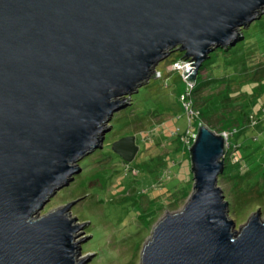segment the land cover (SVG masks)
<instances>
[{
	"label": "water",
	"instance_id": "water-1",
	"mask_svg": "<svg viewBox=\"0 0 264 264\" xmlns=\"http://www.w3.org/2000/svg\"><path fill=\"white\" fill-rule=\"evenodd\" d=\"M263 14L264 0H0V264H87L75 202L44 206L170 53L191 61L194 87ZM112 151L130 163L139 149L126 137ZM189 154L193 193L155 226L141 264H264L260 212L236 229L219 186L226 137L201 125Z\"/></svg>",
	"mask_w": 264,
	"mask_h": 264
},
{
	"label": "rangeland",
	"instance_id": "rangeland-1",
	"mask_svg": "<svg viewBox=\"0 0 264 264\" xmlns=\"http://www.w3.org/2000/svg\"><path fill=\"white\" fill-rule=\"evenodd\" d=\"M243 34L237 63L208 60L190 108V98L181 99L189 86L176 65L182 53H170L132 96L133 105L115 113L103 147L83 159L81 171L44 206L41 215L75 202L71 216L87 223L79 239L91 236L81 245V258L91 257L87 264H141L155 226L180 212L193 193L189 149L201 125L227 139L219 186L236 229L259 212L264 221V14ZM126 137L139 149L130 163L112 151Z\"/></svg>",
	"mask_w": 264,
	"mask_h": 264
},
{
	"label": "trees",
	"instance_id": "trees-1",
	"mask_svg": "<svg viewBox=\"0 0 264 264\" xmlns=\"http://www.w3.org/2000/svg\"><path fill=\"white\" fill-rule=\"evenodd\" d=\"M242 34H243V31H242ZM242 41H244V34H243V39H242ZM242 41H240V42H242ZM245 46L246 45H243L242 43H237L235 46H233V47H230V48H227V49H218V50H216L213 54H211L210 55V58H212V56L215 58V59H217V58H220V57H223V58H227V57H231L230 59H226V60H224V62L226 63H237V60L239 59V58H241V56L243 55V54H240L241 52L240 51H242V49H244L245 48ZM174 52V51H173ZM176 52V51H175ZM258 57V56H257ZM210 58L208 59V60H210ZM234 58V59H233ZM238 58V59H237ZM264 58V56H262L261 55V57H260V59H263ZM181 61H187V59H185L184 58V54H181V59H180ZM251 61V60H250ZM214 63L216 62V60L215 61H213ZM212 62V64H214ZM210 63L207 61L202 67H201V69H200V72H199V75H198V78H197V82H196V84H195V86L191 89V93H190V100H191V103H192V105H195V104H197V101L196 102H192V99L193 98H199V95L201 94V88H202V85H201V83L199 82V79H201V77H200V74H201V71L205 68V66L206 65H209ZM252 64H254V62H252ZM264 63H261L260 64V66H262ZM244 65H246V64H243V71H244ZM211 66V65H210ZM209 66V67H210ZM211 81H217L215 78H213ZM140 92H141V90L139 91V93L138 94H140ZM229 98V97H228ZM134 99V97H131V99H130V107L133 105V100ZM220 99H222V97L220 98ZM224 100V99H223ZM132 102V103H131ZM211 105H212V103H211ZM214 105V104H213ZM212 105V106H213ZM183 134V133H182ZM103 147V146H102ZM225 159H226V156H225ZM220 179L221 178H219V182H220ZM172 190H173V188H172ZM173 193H171L172 195H174V193L176 192V189L174 188V190L172 191Z\"/></svg>",
	"mask_w": 264,
	"mask_h": 264
},
{
	"label": "built area",
	"instance_id": "built-area-1",
	"mask_svg": "<svg viewBox=\"0 0 264 264\" xmlns=\"http://www.w3.org/2000/svg\"><path fill=\"white\" fill-rule=\"evenodd\" d=\"M176 65L178 67V70L182 71L183 70V65H185L186 69H189L191 67L190 65H192V63H191V61L187 60V61H179V62L176 63ZM191 88L192 87L189 86L188 89L186 90V93L181 97V99L183 101H186V102L189 101V97H190V93H191ZM191 104H192L191 102L190 103H187V107L190 108V106H192ZM192 126H193V121L192 120L191 121L189 120L188 130H189V128L192 129ZM190 135L191 134L189 133L188 136L190 137ZM182 139H183V137H182Z\"/></svg>",
	"mask_w": 264,
	"mask_h": 264
}]
</instances>
